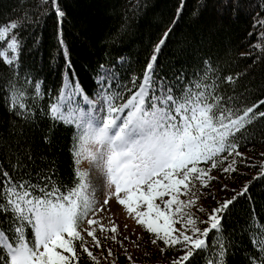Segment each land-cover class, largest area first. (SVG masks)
<instances>
[{
	"label": "snow or ice",
	"instance_id": "obj_1",
	"mask_svg": "<svg viewBox=\"0 0 264 264\" xmlns=\"http://www.w3.org/2000/svg\"><path fill=\"white\" fill-rule=\"evenodd\" d=\"M182 5L183 0L177 17ZM240 7L241 0L224 5L233 12ZM139 10V4L128 6L132 15ZM12 11L15 18L0 23V106L7 115L0 124V264H102L106 243L107 264H117L120 255L132 260L125 242L140 249L143 236L120 231L112 217L121 210L148 235L142 255L152 264H232L237 257L238 264H264V221L255 209L237 227L224 224L251 181L210 210L203 203L214 182L228 191L223 181L239 164L256 169L252 180L264 182V98L247 102L264 83L243 80L247 70L224 73L210 58L191 71L182 66L164 72L158 54L174 18L139 75L122 74L124 57L97 63L89 93L69 58L59 0H17ZM52 15L65 61L55 91L24 61L39 49L42 37L35 28ZM250 17L247 34L255 42L240 55L255 64L264 62V4ZM44 121L47 129L40 127ZM60 125L72 130L69 184L55 158L36 147L39 132L40 143L50 149ZM256 145L259 162L253 163L244 149L252 146L255 155ZM93 169L104 176L100 199Z\"/></svg>",
	"mask_w": 264,
	"mask_h": 264
},
{
	"label": "trees",
	"instance_id": "obj_2",
	"mask_svg": "<svg viewBox=\"0 0 264 264\" xmlns=\"http://www.w3.org/2000/svg\"><path fill=\"white\" fill-rule=\"evenodd\" d=\"M17 0H0V23L15 18L12 8ZM35 0H22L25 5ZM65 12L62 34L67 45L72 67L79 76L85 91L91 92L95 85L91 70L97 63H117L119 57H124L122 74L139 75L146 54L151 51L153 44L161 36L165 27L173 19L172 32L158 54L157 64L164 72L175 71L191 66L203 58H210L224 73L244 72L248 75L242 79L251 81L255 85L264 83V62L257 60L252 64L251 57H242L240 53L252 51L249 42H255L254 36L247 33L250 29V13L264 0H241L238 12L225 10L226 0H183L182 11L176 16L181 7V0H59ZM129 4H139L140 10L132 15L128 12ZM124 25L122 28L121 25ZM41 35L39 49L24 57L26 65L35 69L44 81V87H51L53 91L59 87L61 72L64 67L62 51L58 50L57 22L54 15L42 22L41 27L35 28ZM260 49L252 53L257 56ZM55 57V60L52 59ZM0 65V77L4 75ZM126 82V81H125ZM264 98V90H256L247 98L253 103ZM46 99V98H45ZM264 111V107L260 109ZM7 119L0 106V124ZM41 128L47 129L48 121H44ZM53 144L47 148L40 143V134L36 133V147L40 152H47L55 158L59 176L65 184L71 182L72 160L68 151L71 143L72 130L63 125L54 127L52 131ZM259 145L256 154L252 155V146L244 149L251 162H259ZM247 170V173L245 170ZM251 172V173H248ZM256 169L238 165L234 174L244 184L251 181L249 192L238 197L236 207L230 219L224 221L225 228L237 227L242 224L252 209L264 221V182L252 180ZM251 197V200L248 197ZM246 242V241H245ZM105 244L102 264H107L103 256L106 255ZM238 257L232 264H238ZM119 258L117 264H127Z\"/></svg>",
	"mask_w": 264,
	"mask_h": 264
},
{
	"label": "rangeland",
	"instance_id": "obj_3",
	"mask_svg": "<svg viewBox=\"0 0 264 264\" xmlns=\"http://www.w3.org/2000/svg\"><path fill=\"white\" fill-rule=\"evenodd\" d=\"M81 167L88 168V164L84 163L81 165ZM245 172L247 173V170H245ZM248 173H251V172H248ZM103 180H104L103 173H100L98 170L93 169L92 182H93L94 187L97 190V199H100L99 187H100V182H102ZM223 182L228 185L227 192L220 190V185L215 182L213 183L212 187L205 192V196L207 197V199H205L203 203L205 204L206 209L210 210L211 207H214L216 205L217 201L224 199L226 196L233 195L234 194L233 189H235L236 191H239L243 185V183L238 179V176H235L234 174H230V176L226 177ZM110 204L112 208L115 210L116 209L115 202L110 201ZM101 215H107V214H101ZM198 215H200L201 218H203L204 214H198ZM112 219H114L117 222V224L120 226V231H122L124 235L136 234V235L143 236V240L140 241V244H141L140 249H137L134 245L130 244L129 242H125L127 251L132 256V260H128L124 255H120L118 259L121 258L127 261L126 262L127 264H152L150 260H148L144 255H142L144 244L149 239V237L146 233L143 232L141 227L135 224L134 220L128 219L122 210L117 211L116 216L112 217ZM125 223H127L128 225L127 230H124L123 228V225ZM200 226L203 227L204 225H200ZM133 238H135V236H133ZM106 246L108 247L109 245L106 243ZM111 247L113 248V252L115 253L117 250V245L112 244ZM97 251H100V250H97Z\"/></svg>",
	"mask_w": 264,
	"mask_h": 264
}]
</instances>
